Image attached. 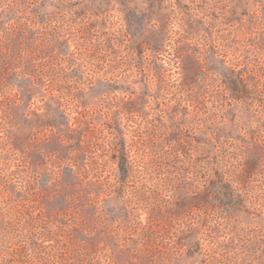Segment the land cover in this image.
<instances>
[{"label": "rangeland", "instance_id": "obj_1", "mask_svg": "<svg viewBox=\"0 0 264 264\" xmlns=\"http://www.w3.org/2000/svg\"><path fill=\"white\" fill-rule=\"evenodd\" d=\"M0 264H264V0H0Z\"/></svg>", "mask_w": 264, "mask_h": 264}]
</instances>
